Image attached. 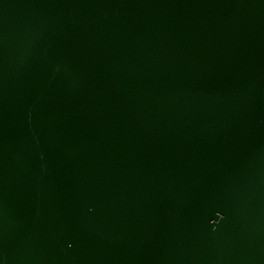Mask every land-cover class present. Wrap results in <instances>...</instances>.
Masks as SVG:
<instances>
[{"label": "water", "instance_id": "95a60500", "mask_svg": "<svg viewBox=\"0 0 264 264\" xmlns=\"http://www.w3.org/2000/svg\"><path fill=\"white\" fill-rule=\"evenodd\" d=\"M0 264H264V0H0Z\"/></svg>", "mask_w": 264, "mask_h": 264}]
</instances>
